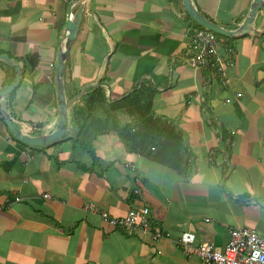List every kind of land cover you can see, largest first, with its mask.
Segmentation results:
<instances>
[{
    "label": "crops",
    "instance_id": "0c3cea01",
    "mask_svg": "<svg viewBox=\"0 0 264 264\" xmlns=\"http://www.w3.org/2000/svg\"><path fill=\"white\" fill-rule=\"evenodd\" d=\"M193 2L231 31L253 0ZM79 9L62 77L65 100L79 97L68 106L65 135L27 145L0 115V264H202L185 253L183 233L217 246L234 228L264 236V2L248 33L218 34L217 51L229 61L223 84L189 54L199 24L183 0H0V55L21 70L0 105L24 135L57 128L56 61ZM15 77L0 59V92ZM96 89L111 102L94 111L100 118L138 92L135 108L149 112L146 131L134 138V121L125 132L97 136L88 149L75 144V109ZM114 114L121 126L135 120L123 109ZM156 150L171 163L158 162ZM144 207L158 240L100 216Z\"/></svg>",
    "mask_w": 264,
    "mask_h": 264
},
{
    "label": "built area",
    "instance_id": "2783aa9c",
    "mask_svg": "<svg viewBox=\"0 0 264 264\" xmlns=\"http://www.w3.org/2000/svg\"><path fill=\"white\" fill-rule=\"evenodd\" d=\"M217 38L214 31L206 28L195 29L190 39L189 54L193 61L207 64L220 82L225 84L229 61L218 53ZM14 200L20 201V197L15 196ZM4 207L5 205L0 203V208ZM87 207L96 210L93 204H88ZM148 215L149 210L146 207L139 210L132 208L121 217H113L105 211L100 212L102 220L113 227L138 228L142 236L158 240L160 232L158 229L150 228ZM180 243L187 255H196L202 264H264V236L251 228L232 229L228 242L220 246L205 242L197 243L195 235L191 232L183 233Z\"/></svg>",
    "mask_w": 264,
    "mask_h": 264
},
{
    "label": "water",
    "instance_id": "95a60500",
    "mask_svg": "<svg viewBox=\"0 0 264 264\" xmlns=\"http://www.w3.org/2000/svg\"><path fill=\"white\" fill-rule=\"evenodd\" d=\"M264 0H253L250 6L249 13L243 23L240 25V27L237 30H227L222 28L221 26L217 25L216 23L208 20L206 17H204L201 12L198 10L196 5L194 4L193 0H183V4L185 6V9L189 16L200 26L214 31L215 33L219 35H225L229 37H233L236 35H241L244 33L249 32V27H251L252 21L263 4ZM80 14L81 9H79L74 16L71 18L69 22H67L66 28H67V34L65 36V41L63 44V48L58 53L57 61H56V70H57V102H58V108H59V118L57 122V128L47 134H41L38 136H27L24 135L22 131H20L19 127L11 120L10 115L2 108L0 105V115L3 118L6 125L9 127L10 131L15 135V137L27 144L32 146H45L49 145L51 143L57 142L60 140L65 133L68 130L67 124H66V118L68 114V106L73 103L76 98L79 97L77 95L74 100L72 101H66L64 96V87H63V72L65 67V60L67 57V53L71 44V41L76 33L77 26L80 20ZM0 59L6 60L10 65H12L16 70V77L15 80L12 82V84L4 91L0 92V104L2 102V99L10 93L19 83L21 78V70L20 67L17 64H13L10 59L5 55H0ZM92 84L86 87H91ZM85 89V88H84ZM83 89V90H84ZM74 118V117H73Z\"/></svg>",
    "mask_w": 264,
    "mask_h": 264
},
{
    "label": "trees",
    "instance_id": "16d2710c",
    "mask_svg": "<svg viewBox=\"0 0 264 264\" xmlns=\"http://www.w3.org/2000/svg\"><path fill=\"white\" fill-rule=\"evenodd\" d=\"M199 28H204V27L199 25ZM218 36L219 35L217 34V37ZM136 95H138V92H134L133 94L128 95L127 97L121 98V100H119L120 104L118 105L120 107H118V109H123V111L128 115H131L133 113L135 114L134 117L132 116V118H134L135 120L129 122L124 126H121L119 124V117L114 114V112L118 109L113 106L112 108L108 107L106 112L102 113V118L104 119L108 118V121L105 122V120L103 121L102 119V123H100L101 121V118L99 116L100 112L94 113V111L96 109H103L102 105L104 103H106L107 105H110L111 103V102L107 103L108 101L100 89H96L93 93L85 96L83 106L79 107L78 109H75L74 112L75 122L77 125V130L74 133V143L83 149H88L91 147L90 145L92 143V140L95 139L97 136L108 133L110 131H114L116 133L125 132V127L127 125H130L134 121H136L137 124L139 125L138 131H135L134 133V138L137 135H141L142 132H145L146 129L145 130L144 128L142 129V127H144L143 120L146 118V114H149V112H147L142 108H140V110L138 111L135 108L136 105L135 102L137 100L140 101L142 98L141 96L135 98ZM123 140L130 151L135 150V147L137 145H135L136 142L134 139L130 140V138L128 137L126 140L123 138ZM159 143L163 145L162 141ZM165 154L166 153L163 151L156 150L154 151V154H152V156L160 163L165 164L166 162L167 164H170L172 159L170 155L168 154L165 155Z\"/></svg>",
    "mask_w": 264,
    "mask_h": 264
},
{
    "label": "rangeland",
    "instance_id": "374dc122",
    "mask_svg": "<svg viewBox=\"0 0 264 264\" xmlns=\"http://www.w3.org/2000/svg\"><path fill=\"white\" fill-rule=\"evenodd\" d=\"M119 118H121V117H119ZM102 119H103V118L101 117V121H102ZM104 120H105V119H103V121H104ZM107 121H108V118L106 119V121H105V122H107Z\"/></svg>",
    "mask_w": 264,
    "mask_h": 264
},
{
    "label": "clouds",
    "instance_id": "9594fccd",
    "mask_svg": "<svg viewBox=\"0 0 264 264\" xmlns=\"http://www.w3.org/2000/svg\"><path fill=\"white\" fill-rule=\"evenodd\" d=\"M187 232H190V231H187ZM191 233H193V232H191ZM194 234V233H193ZM195 235V234H194ZM195 237H196V235H195Z\"/></svg>",
    "mask_w": 264,
    "mask_h": 264
}]
</instances>
